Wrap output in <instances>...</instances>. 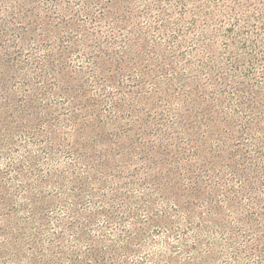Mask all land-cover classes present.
<instances>
[{
	"label": "trees",
	"instance_id": "16d2710c",
	"mask_svg": "<svg viewBox=\"0 0 264 264\" xmlns=\"http://www.w3.org/2000/svg\"><path fill=\"white\" fill-rule=\"evenodd\" d=\"M151 1L158 18L168 16L164 0ZM142 2L0 0L5 170L20 179L30 170L40 185L56 182L60 196L73 198L72 207L62 202L64 216H55L61 231L50 234V245L59 253H65L63 236L72 232L75 244L86 242L89 252L99 254L88 227L102 215L105 228L118 227L121 246L106 241L113 255L126 257L130 248H141L150 228L168 235L189 230L194 243L182 245L194 255L187 261L195 262L200 237L213 231L231 243L242 241L233 263L264 264V198L257 194L264 177V129L258 127L264 109L254 105L251 87L234 82L238 104L250 116L243 123L223 119L215 96L193 86L192 65L183 54L178 68L179 40L167 50L146 40L147 33L134 22ZM256 130L263 136L257 140ZM63 159L70 161L65 172L39 175L37 170ZM64 183L72 186L70 193ZM3 191L0 219L10 224L17 211L9 205L12 195ZM15 192L29 196L34 210L21 224V234L9 238L4 225L0 238L26 239L40 262L38 237L48 231L51 213L43 206L36 209L45 199L42 192L36 195L30 186ZM88 194L95 200L92 215L82 203ZM234 224L240 226L237 231ZM250 257L254 262L246 263Z\"/></svg>",
	"mask_w": 264,
	"mask_h": 264
},
{
	"label": "rangeland",
	"instance_id": "374dc122",
	"mask_svg": "<svg viewBox=\"0 0 264 264\" xmlns=\"http://www.w3.org/2000/svg\"><path fill=\"white\" fill-rule=\"evenodd\" d=\"M161 7L168 15L164 19L155 15L158 9L153 1L143 0L137 5L136 11L142 14H138L140 17H135L134 22L136 21L141 31L147 33L145 38L150 44H159L165 50L172 47V42L179 40L181 46L176 50L178 68L183 66L184 62L179 61V57L183 54L192 65L189 75L195 78L193 86H202L206 93L210 94L209 96H215L213 101L218 102L215 108L222 112L223 119L229 118L231 121L243 123L250 116L243 110L245 108L242 109L238 104L240 99L235 94L234 82L251 87L254 105L264 109V0H164ZM164 28L165 31L159 34V31ZM185 73L188 74V72ZM258 127L264 129V121ZM253 136L256 140L263 137L260 130H256ZM246 145L250 150L253 149L252 143H246ZM63 161L65 162L61 161L54 165L49 163L43 166L42 170L37 171L43 178L59 176L65 172L70 162L66 159ZM5 165V161L0 157V188L5 189L3 193L12 195L13 201L9 205L11 210L17 213L10 224L0 219V229L4 225L9 226L7 232L9 238L13 234H21V224L31 216L34 210L29 196L15 192L24 186H30L36 195L42 192L45 199L37 205L36 209L43 206L48 208L51 214L47 220L48 231L41 230L38 237V240L43 242L37 256L38 258L41 256L40 262L34 261L35 258L29 249L30 242L26 239L13 242L0 238V264H95L94 258L103 261L104 264H116L112 263L113 261L110 262L114 259L118 260L117 264H235L233 263L234 254L242 241L235 240L231 243L228 236H221L213 231L203 232L200 237L202 246L198 249L200 256L195 259V262L187 261L190 257L194 258V255L190 256L184 252L182 245L184 241L187 246L194 243L189 230L168 235L150 228L148 235L145 236L147 240L141 248L138 249L139 245L130 248L131 252H128L126 257L121 256L119 252L113 255V252L106 250L111 245L106 241L121 246L117 245L119 244L116 238L118 227L105 228L102 215H96L93 224L88 227V235L98 241L99 254L89 252L86 242L75 244L72 232H67L63 236L65 237V253H59L56 246L50 245L53 239L50 234L61 231L57 228L55 216H64L66 211L61 204L63 205L62 202H64L72 207L73 198L70 194L66 198L64 195L60 196L58 189H55L56 182L45 183L43 180L40 185L37 181L40 178L29 174L30 170H26L28 176L20 179L14 175L13 170H5ZM260 183L257 194L264 198L263 176ZM65 187L68 188V192L72 188L68 184ZM136 196L139 195L136 194ZM82 203L87 215L95 213V200L91 195H85ZM157 208L162 209L161 205ZM3 213H5L4 210L0 212V215ZM234 227L236 231L240 228L237 224H234ZM102 229L103 233H100L99 230ZM247 262L253 263L254 259L250 257L246 260Z\"/></svg>",
	"mask_w": 264,
	"mask_h": 264
}]
</instances>
